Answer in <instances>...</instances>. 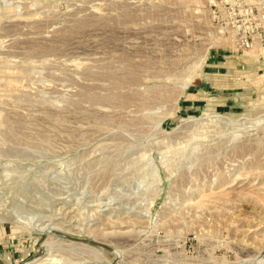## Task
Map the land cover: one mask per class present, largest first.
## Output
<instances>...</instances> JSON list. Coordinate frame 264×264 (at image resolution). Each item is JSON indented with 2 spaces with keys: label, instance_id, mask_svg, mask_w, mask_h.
I'll list each match as a JSON object with an SVG mask.
<instances>
[{
  "label": "rangeland",
  "instance_id": "rangeland-1",
  "mask_svg": "<svg viewBox=\"0 0 264 264\" xmlns=\"http://www.w3.org/2000/svg\"><path fill=\"white\" fill-rule=\"evenodd\" d=\"M262 201L264 0H0V264H264Z\"/></svg>",
  "mask_w": 264,
  "mask_h": 264
},
{
  "label": "bare ground",
  "instance_id": "bare-ground-1",
  "mask_svg": "<svg viewBox=\"0 0 264 264\" xmlns=\"http://www.w3.org/2000/svg\"><path fill=\"white\" fill-rule=\"evenodd\" d=\"M185 16V15H184ZM245 175V174H244ZM224 184V183H223ZM227 184V183H226ZM226 184L224 185V186H226ZM224 186H223V188H224ZM216 187H218V186H216ZM222 192V191H221ZM220 192V195H219V199L220 200H222V201H225V202H228V201H231V196H230V194L229 193H226V192H223V193H221ZM213 194V193H212ZM215 194V193H214ZM199 195V194H198ZM218 195V194H217ZM216 194H215V196H217ZM250 196V195H249ZM257 196V195H256ZM256 196H254V197H256ZM209 196H207V198H208ZM253 197V196H252ZM202 198V197H201ZM204 198H206V197H204ZM206 198V199H207ZM257 198V197H256ZM259 198L260 197H258L257 199H258V202L260 201L259 200ZM256 199V200H257ZM202 200H203V198H202ZM255 200V199H254ZM201 201V200H200ZM200 201H198V202H200ZM261 202V201H260ZM263 203H264V201H262ZM208 205V204H207ZM203 207V206H202ZM204 207H206V205L204 206Z\"/></svg>",
  "mask_w": 264,
  "mask_h": 264
}]
</instances>
